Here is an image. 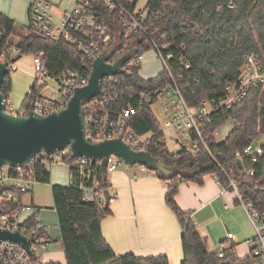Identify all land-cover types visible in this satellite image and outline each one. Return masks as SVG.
I'll return each instance as SVG.
<instances>
[{"label":"trees","instance_id":"trees-1","mask_svg":"<svg viewBox=\"0 0 264 264\" xmlns=\"http://www.w3.org/2000/svg\"><path fill=\"white\" fill-rule=\"evenodd\" d=\"M89 1L111 29L109 43L102 51L119 42L111 62L137 47V55L117 76L138 91L163 87L175 81L191 107L199 108L205 100L219 104L227 97L226 85L238 80L246 55L257 53L264 58V0H148L141 10H137L139 0H111L110 4L107 0ZM129 15L139 18L145 30L129 34L123 26ZM30 20L23 26L27 33L18 37L20 25L0 13V61L9 63L2 91L8 99L12 90L11 65L24 54L43 53L42 66L51 77L68 70L86 73V66L91 68L95 59L77 42L56 40L37 33L31 28ZM155 45L161 48L164 57L169 54L172 57L167 58L168 67L164 66L158 77L145 79L140 74L141 61L137 60ZM38 89L37 78L21 109H29L40 97ZM133 89L115 100L120 107L136 109L131 129L137 135L151 133L146 149L163 158L167 165L182 171L162 179L167 184L166 203L183 228L182 264H260L252 255L238 256L234 247L223 251L209 250L192 213L179 206L176 195L183 181L200 183L206 175H218L220 183L231 190H234L230 185V179H233L242 198L251 201L254 210L264 216V144L261 145L263 153L255 158L244 152L264 134V87H252L230 108H220L206 117L201 128L206 146L192 134V146L186 142L174 152L169 150L165 133L151 109L156 96L151 102L141 101L133 95ZM227 120H232L234 127L225 139L219 140L218 129ZM196 141L199 146L193 149ZM61 154L59 162L69 165L72 181L68 185H52V192L67 264H169L165 255L143 257L128 253L118 256L114 252L102 230V219L112 214L110 204L105 206L104 200L84 198L87 188H93L99 196L104 195V190L111 188L108 175L104 180L99 162L87 160L81 167L84 158L73 157L70 148ZM53 162L52 157L43 153L36 155L27 166L30 169L28 179L50 183L48 163ZM8 188L16 190L14 186ZM21 205L20 200L2 202L3 210L7 211ZM36 212L23 221L22 231L35 240L49 238L36 218ZM35 264L47 263L37 259Z\"/></svg>","mask_w":264,"mask_h":264},{"label":"built area","instance_id":"built-area-1","mask_svg":"<svg viewBox=\"0 0 264 264\" xmlns=\"http://www.w3.org/2000/svg\"><path fill=\"white\" fill-rule=\"evenodd\" d=\"M107 2L110 4L111 0H107ZM52 7L53 5L46 0H35L33 2L30 24L34 31L56 40L62 39L77 42L79 47L88 56L96 58L104 51L102 49L109 43L111 29L106 21L99 16L89 0H77L71 9L63 10L60 14L59 22L56 24L54 23ZM123 26L129 34L138 30H145L140 19L132 15H129V19L124 21ZM153 50L162 59L164 66L168 67L167 58L172 57V55L169 54L167 58L164 57L161 48L157 45L154 46ZM43 57V53L34 56V66L38 73V78L41 75H48L42 66ZM141 59L142 56L137 61H141ZM89 70L92 71V67L86 66V73L68 70L55 76L56 82L60 85L58 97H38L32 102L35 112L47 115L51 111L65 108L76 88L85 86L88 83L91 74L90 71V74L87 75V71ZM254 86L264 87V58L257 53L246 55L238 80L227 84L225 87L226 99L220 101L219 104L205 100L199 108H193L188 104L175 81L163 87L138 91L121 80L117 75L106 76L103 79L101 94L93 97L83 105L85 131L87 136L92 137L96 142L114 139L122 134L123 140L130 144L133 149L147 150V143L152 134L137 135L130 127L136 109L132 106L126 108L120 107V104L115 101L123 93L133 89V95L138 96L141 101L151 102L154 96H156V101L162 99L164 101V109L171 112V124L175 127H180L184 133L190 136L195 134L206 146L201 130L206 117L220 108H230L233 103L244 98ZM28 110L20 109L15 112L8 99L6 101V111L12 114L27 115ZM198 146L199 142L196 141L193 144V149H196ZM244 152L246 155L253 156L254 158L256 155L263 153L262 146L256 145L253 142L247 146ZM44 156L52 157V161L54 162H59L62 158L61 152L52 155L44 154ZM113 156L110 157L107 165L108 173L114 171L123 163H113ZM87 160L89 159L84 158L80 164L81 167L85 166ZM11 168L13 167L9 165H4L0 168V189H2L0 194V227L22 231L23 221L20 220L21 214L26 210H30L31 207L22 204L15 210L7 211L3 210L2 202H17L20 200L21 194L27 191V187L21 182L29 180L30 169H27V166L13 168L11 175ZM140 168L142 171L153 172L144 165H140ZM215 178L220 182L218 175H215ZM230 185L234 187L237 198L254 227V237L249 241L251 255L256 257L260 264H264V216L259 215L254 210L251 201L242 198L237 191L233 179H230ZM10 186H14L16 190L9 189L8 187ZM84 198L86 200L96 199L105 201L104 195L99 196L93 188L85 190ZM28 236L31 237L30 235ZM232 237L233 234L229 233L228 238ZM31 238L33 239L32 249L36 254V261L37 259H41L38 252L47 248L49 238L41 237L37 240L33 237ZM0 256L4 264H35L21 245L8 241L2 242ZM220 256H224L223 252L220 253Z\"/></svg>","mask_w":264,"mask_h":264},{"label":"crops","instance_id":"crops-1","mask_svg":"<svg viewBox=\"0 0 264 264\" xmlns=\"http://www.w3.org/2000/svg\"><path fill=\"white\" fill-rule=\"evenodd\" d=\"M34 1L0 0V13L26 26ZM46 1L56 10L61 8L60 13L73 7L77 0ZM48 168L50 183L34 180L21 182L27 191L21 194L20 201L31 209L22 212L20 220H26L37 211L36 218L49 237L47 248L41 252V261L47 264H67L59 219L54 208L52 185H68L72 176L66 163H48ZM110 182L109 190L114 196L110 201L112 214L102 219V230L114 252L118 256L128 253L143 257L165 255L169 264H182L183 228L166 203L167 184L155 172L144 171L138 174L123 167L112 171ZM45 191L52 194V199L44 200ZM176 200L183 210L192 213L209 250L223 251L234 247L240 257L251 255L249 241L255 231L235 190L221 184L214 175H206L200 183L181 182ZM229 233L233 234L230 239Z\"/></svg>","mask_w":264,"mask_h":264},{"label":"water","instance_id":"water-1","mask_svg":"<svg viewBox=\"0 0 264 264\" xmlns=\"http://www.w3.org/2000/svg\"><path fill=\"white\" fill-rule=\"evenodd\" d=\"M118 49L119 42L101 52L93 61L88 83L76 88L65 108L51 111L47 115L35 112L34 104H31L27 115L6 111L8 98L3 93L2 86L9 72V63L0 61V168L4 165L23 168L40 153L52 155L70 148L73 157L99 162L104 180L108 175L107 165L112 155L119 157L127 165H144L161 179H169L182 173L148 150L133 149L123 140L122 134L100 142L87 136L84 103L101 94L103 79L121 74L124 65L138 53L137 47H132L115 62H111ZM1 192L2 189L0 194ZM113 197L109 189L104 190L105 206H109ZM5 241L21 245L35 263L36 254L32 249L31 237L20 230L0 227V247ZM0 264H4L1 256Z\"/></svg>","mask_w":264,"mask_h":264},{"label":"rangeland","instance_id":"rangeland-1","mask_svg":"<svg viewBox=\"0 0 264 264\" xmlns=\"http://www.w3.org/2000/svg\"><path fill=\"white\" fill-rule=\"evenodd\" d=\"M148 0H139L137 3V9H143ZM72 8V7H71ZM69 8V9H71ZM56 8L53 6L52 11L54 14V23H58L60 19L59 11L61 8ZM63 10V8H62ZM20 30L18 37L22 34L27 33V30L20 25ZM17 37V38H18ZM13 69L11 72L12 75V90L10 92V97L8 99L11 104L13 111H19L27 95L29 94L31 87L36 83L38 78V73L35 70L34 66V55L33 54H24L19 57L14 64L11 65ZM164 64L162 59L158 56L155 50H148L144 52L141 59V69L140 74L145 79H153L159 76L163 71ZM38 87L39 94L41 97H58V92L60 90V85L56 82L54 77L48 75H41L38 78ZM153 113L155 114L161 128L165 133L166 143L170 151L174 152L180 148V143H186L192 146V139L189 134L184 133L183 129L180 127H175L170 122L171 112H168L164 109V101L162 99L157 100L151 106ZM234 122L232 120H227L224 122L218 129L217 138L219 140L225 139L226 135L230 133L233 129ZM179 140V141H178ZM256 145L264 144V134L260 135L256 140L253 141ZM122 162L119 157L113 156V163ZM127 168L137 172L138 174L143 173L140 165H127L124 162L118 166L119 168ZM112 172H109L108 177L110 180ZM52 194L50 192H44V200L52 199ZM251 246V245H250ZM43 251V250H42ZM39 251V255L41 252Z\"/></svg>","mask_w":264,"mask_h":264}]
</instances>
